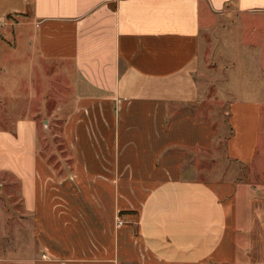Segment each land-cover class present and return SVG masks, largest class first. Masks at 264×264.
Returning a JSON list of instances; mask_svg holds the SVG:
<instances>
[{
  "label": "crops",
  "instance_id": "crops-1",
  "mask_svg": "<svg viewBox=\"0 0 264 264\" xmlns=\"http://www.w3.org/2000/svg\"><path fill=\"white\" fill-rule=\"evenodd\" d=\"M231 9L253 42L223 27L228 102L214 119L199 107L202 36ZM11 18L33 28L44 89L31 98L68 104L59 162L38 151L32 106L0 129L29 264H264V184L214 167L221 157L264 171V43L246 27L264 20V0H0V36ZM44 66L72 95L48 85Z\"/></svg>",
  "mask_w": 264,
  "mask_h": 264
},
{
  "label": "rangeland",
  "instance_id": "rangeland-1",
  "mask_svg": "<svg viewBox=\"0 0 264 264\" xmlns=\"http://www.w3.org/2000/svg\"><path fill=\"white\" fill-rule=\"evenodd\" d=\"M224 17V18H223ZM245 18L239 16L233 9L228 10L224 16L214 21L212 33L208 32L202 36L204 48L201 51V59L197 78L204 87L205 96L199 101V107L207 117L214 119H225L227 102L218 93L221 87L223 65L220 55V46L223 27L233 29L231 35L234 40L240 38L244 42H253V34L246 29H237L239 23ZM255 28L257 38L264 43V20L256 19L246 24ZM252 35V36H251ZM251 38V41L249 40ZM255 39V40H256ZM258 40V39H257ZM33 28L29 19L11 18L5 32L0 36V129L12 128L13 121L20 117L19 109L22 105L23 111L32 106L31 111L40 112L38 118L39 153L47 158L52 157L50 163L56 161L57 157L68 155L66 145L62 139L61 106L68 105L57 99H49L50 107L42 104V100L32 99L34 90L42 91L44 83L38 82L36 76L37 65L41 60L37 59ZM213 63V65L211 64ZM44 66L48 85L54 84L58 90L60 79H68L67 75H51ZM208 76V77H207ZM215 78V79H214ZM38 79V80H37ZM69 88L70 85L68 84ZM68 86L64 89L68 96L73 90ZM45 91V90H44ZM48 95V93L44 92ZM58 108V109H57ZM60 109V110H59ZM53 111L47 114L46 111ZM24 113V112H22ZM32 116V115H31ZM216 154H219L217 152ZM220 159V160H219ZM58 164V163H57ZM215 175L224 174L229 179L238 182H254L264 184V171L248 164H227L221 157L215 158ZM253 170H252V169ZM242 186V184H240ZM34 249L32 229L29 215L23 208L19 191V180L12 174L0 172V264H29L30 256Z\"/></svg>",
  "mask_w": 264,
  "mask_h": 264
}]
</instances>
